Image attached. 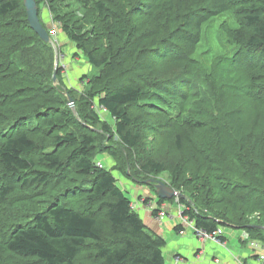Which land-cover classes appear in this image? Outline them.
Listing matches in <instances>:
<instances>
[{
  "label": "trees",
  "instance_id": "16d2710c",
  "mask_svg": "<svg viewBox=\"0 0 264 264\" xmlns=\"http://www.w3.org/2000/svg\"><path fill=\"white\" fill-rule=\"evenodd\" d=\"M36 1L51 36L44 5L98 73L68 89L75 114L62 66L55 84L52 65L34 61L55 49L24 0H0V204L18 206L7 222L0 207V264H166V239L147 231L113 170L138 183L166 172L197 227L264 242V0ZM225 13L209 41L205 26ZM220 80L242 95L234 109ZM160 126L173 156L159 153Z\"/></svg>",
  "mask_w": 264,
  "mask_h": 264
},
{
  "label": "rangeland",
  "instance_id": "374dc122",
  "mask_svg": "<svg viewBox=\"0 0 264 264\" xmlns=\"http://www.w3.org/2000/svg\"><path fill=\"white\" fill-rule=\"evenodd\" d=\"M48 9L49 8L44 5L42 12H41L42 13L41 16L47 22L51 21L50 22L51 24L49 26L52 28L51 29L52 34H53L52 38L58 47L59 59H60L59 66L61 65L62 68L64 69V74L62 75L63 76V82L62 83H64V86H66V88H67L64 90V92H66L68 89L73 90L74 92H77V91L79 92L81 90V84L83 83L82 82L83 79L87 78L88 74L94 75V74L98 73V71L96 69L92 70V66H91V68H89L90 64L87 62L86 57L83 56L80 49H78L77 46H75V44L70 39L66 38L65 34L61 31V29L59 28L56 21L53 19L51 14H49L50 12ZM226 18H227L226 13L223 15H219V16L215 17L213 19V21L208 23L207 26H205L204 32H205L206 38L209 41L216 43V40H218V36L220 35L219 27L221 24H223L225 22ZM224 48L226 51H230V52L231 51L234 52V50H235L234 46H229V47H224ZM40 58L42 60L47 59V62H46V64H43L39 61V58L34 59V61L37 65H43L44 68H47L48 63H50L52 65L53 71H54V69H55V51H54L53 56L51 58V54L45 50V52L40 56ZM248 60H251V56L248 57ZM245 62H247V61H245ZM245 62L238 63L237 65L243 66L244 65L243 63H245ZM196 73L197 72H194V74H196ZM55 84H58V79H57V82ZM225 85L226 84L224 82H222L221 80L218 81L217 87H218L219 91H221L219 93V97H220V99H221V97H223V99L226 100V103L230 99H232L231 105L225 106L226 109L231 110L237 106L236 103L238 101H240V100L243 101L242 95L240 94V92H238V90H235V92H237L238 95L231 93V91H227V90L225 91ZM236 86H239V84H237ZM208 88H210V87H208ZM77 98H81V97H79V95H78ZM88 102H90L89 107L93 110H97V112L101 115L103 121L106 122V120H107L111 126L115 125V121L105 113L104 106L98 104L96 98L92 99L91 101L88 100ZM75 104H76V101H75ZM146 126L151 127L149 125H146ZM153 130L155 131V134H156V135H154L153 138L159 145V149H160L159 153L169 151L170 156L175 155L176 151L174 150V148L172 146L173 141H172V139H170L164 135L163 127L162 126L155 127V129L153 128ZM160 136L164 140V142H162ZM197 136H198V140H199V135H197ZM204 136H206L205 132H204ZM98 160H100L106 167H109L110 165L113 164V161L111 160V158L107 154L102 153L99 156ZM113 173L117 177L118 186L121 187L126 192L127 196L132 201H134L135 198H137V200H138L140 198L139 195L140 196H145V195L152 196L151 206H154V207L152 208L153 210H151V212L152 213L154 212L155 214L158 213L157 215H159L160 217H158L156 219L155 218L156 216L154 215L155 216L154 217L153 214L151 213L152 217H153L151 220V223L149 224V223L145 222L147 224L146 229L148 232H152L154 230L159 231L163 235V237L165 236L164 238L168 239V240H171V239L177 240L176 238L179 236L176 234H187V233H189L190 235L195 236L196 238H198L200 241H203V242H207L210 240V242L221 243L223 245L226 244L225 239L221 236L219 237L221 242L215 241V240L208 238V237L201 238V236H205V235L200 234V236H199L198 233L195 232V228L191 227L192 224H191V226L188 223L186 224L184 222V220L182 219L183 216L180 215L181 211H183V215H184V210L186 209V206H185V204H183V202H181L179 200V197L176 196L175 199H171V200L167 199L165 201V205L163 207L161 206L163 208V210L167 211V212H164L161 215L160 211H162V208L159 207V205H160V204H158L159 198L157 197V194H155L156 191L154 189H152L153 188L152 185L150 186L147 183H138L132 179L130 180V179H128L127 176L123 175L122 173H120L118 171L116 172L115 170H113ZM156 178L161 179L164 182H168V183L170 182L169 181V174L166 172L161 174V175H158V177H156ZM179 193H180V191H179ZM144 200H145V202H142V204H146L148 202L147 199H144ZM0 207L5 209V210H10V208H11V210L8 214V219L6 220V222H7V221H10V219H13V217L15 215V214L13 215V210L16 209L18 206L14 205L13 207H9V209H8L4 205L0 204ZM154 210H158L159 212L154 211ZM185 216H187V215H185ZM189 221H191V219ZM179 224L183 225L182 231L177 228V226ZM221 227L222 228H226V227L234 228V226H232L230 224H227V225L221 226ZM199 229H203V228H199ZM180 231H181V233H180ZM237 231H244L242 234L244 237H245V235H244L245 232L249 233L246 229H243V228H241V229L238 228ZM152 233H154V232H152ZM243 236H242V238H243ZM250 237H251L250 241H248L246 239H242L241 237L240 238L242 240H240L239 236H237V237H235L233 244L236 248H238L242 245L244 248H246L247 251L249 250L250 252L255 253L257 255L255 257L258 260V253L261 252V249H255V248L253 249L252 247H250V245H251V242L253 240L259 241L262 244H264V242L260 239L253 238L251 236V234H250ZM230 249L231 248H229V250ZM256 251L258 253H256ZM168 253H169L168 249H166L164 251V255L167 259V264H169V260H170V258H168ZM231 255L233 256L234 259H238V256L233 254V252ZM14 260H15V264H23V262H26V263L29 262V259L23 258V257H18V256H14ZM214 260H217L216 262H219L218 258H214ZM240 264H248L247 259L244 258V260H243V257H241ZM262 264H264V263H262Z\"/></svg>",
  "mask_w": 264,
  "mask_h": 264
},
{
  "label": "crops",
  "instance_id": "0c3cea01",
  "mask_svg": "<svg viewBox=\"0 0 264 264\" xmlns=\"http://www.w3.org/2000/svg\"><path fill=\"white\" fill-rule=\"evenodd\" d=\"M89 68H91V66H89ZM81 86H83V83L81 84ZM139 197L140 198L138 200L137 198L134 199V201L139 202L138 205L135 207V210L144 219V222L150 224L153 218L152 214L153 216L154 215L156 216V217L154 216L156 219L159 216L157 215L158 213L155 214L154 212L153 213L151 212V210H153L152 208L154 207V206H151L152 196L150 195L140 196L139 195ZM144 199L148 200L146 204H142V202H145ZM134 201H132V203ZM158 204H159V200H158ZM164 205H165V202L160 204L159 207L161 206L163 207ZM237 229L238 228L236 227L223 228V237L226 241L225 245L221 243L210 242V240L207 242H203V241H200L195 236L190 235L189 233L176 234L179 236L176 238L177 240L166 239L167 245L164 248V250L168 249V252H169L168 258H170L169 264H240L241 257H243V260L244 258H246L248 264H262L256 259L255 256L257 255L255 253H252L249 250L247 251L246 248H244L242 245L238 248L234 246L233 241L235 237L239 236V238L240 237L242 238L243 236L242 234L244 232V231H237ZM152 232L157 233V234L160 233L159 231H156V230ZM160 235L162 234L160 233ZM241 238L240 240L243 239ZM229 248L232 249L230 250L233 252V254L238 256L239 260L233 258V256L231 255L232 252L229 250ZM256 253L258 252L256 251ZM214 258H218L219 262H216L217 260H214ZM166 264H167V259H166Z\"/></svg>",
  "mask_w": 264,
  "mask_h": 264
},
{
  "label": "water",
  "instance_id": "95a60500",
  "mask_svg": "<svg viewBox=\"0 0 264 264\" xmlns=\"http://www.w3.org/2000/svg\"><path fill=\"white\" fill-rule=\"evenodd\" d=\"M24 4L27 10L28 20L30 22L31 27L39 34V36L43 40L51 43L55 49V69L53 73V81L56 83L57 82V68H58L59 61H60L58 47L55 41L53 40L51 34L48 32L46 27L41 22L37 1L36 0H24ZM65 94L68 97L69 106L72 108L75 114H78V110L75 104V99L73 98V96L68 90L65 92ZM128 173H130V166L128 167ZM145 183L154 184L156 194L159 198L172 199L173 197L180 195L179 192L175 190L173 187H171L168 183L156 177H152L148 179Z\"/></svg>",
  "mask_w": 264,
  "mask_h": 264
},
{
  "label": "built area",
  "instance_id": "2783aa9c",
  "mask_svg": "<svg viewBox=\"0 0 264 264\" xmlns=\"http://www.w3.org/2000/svg\"><path fill=\"white\" fill-rule=\"evenodd\" d=\"M97 163H98V166H100V167H105V165H104L100 160H99ZM177 197H178V196H177ZM138 203H139L138 201H134V202L132 203V206H133L134 209H135V207L138 205ZM160 212H161V215H162V213L167 212V211L162 210V211H160ZM180 215L183 216L182 219L184 220V222H185L186 224L188 223L190 226H191V224H192L191 227H194V228H195V232L198 233L199 236H200V234H201V235H205V236H201V238H203V237H208V238H211V239H213V240H215V241L221 242V240L219 239L220 236H221V237L223 236V228H222L221 226H219L218 229L215 230V231H213V232H208V231H206V230H204V229H199V227L196 226V223H195L194 220L189 221L190 218H189L188 216L183 215V211L180 212ZM158 217H160V216H158ZM194 223H195V224H194ZM192 229H193V228H192ZM244 235H245L246 238L243 236V239H246V240L250 241V238H251V237H250V234L247 233V232H245ZM249 244H250V243H249ZM250 247H252L253 249H254V248H255V249H261V252L258 253V261H259L260 263H264V244H262V243L259 242V241L253 240V241L251 242Z\"/></svg>",
  "mask_w": 264,
  "mask_h": 264
}]
</instances>
